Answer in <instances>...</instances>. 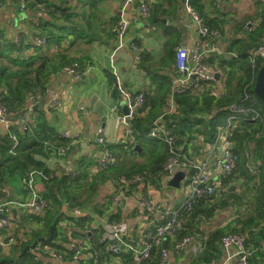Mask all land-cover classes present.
I'll return each mask as SVG.
<instances>
[{
  "label": "trees",
  "instance_id": "16d2710c",
  "mask_svg": "<svg viewBox=\"0 0 264 264\" xmlns=\"http://www.w3.org/2000/svg\"><path fill=\"white\" fill-rule=\"evenodd\" d=\"M8 1L10 4L20 3L21 8L24 4L22 9L26 7L24 0H0V6ZM178 1L185 3L186 0H162L172 7V13ZM38 3L44 4L52 18H64L66 21L70 19L68 7L63 6L68 0H61V4L51 0H33L29 3V8L34 13ZM189 3L202 15L209 29L212 31L218 29L222 34L225 33V20L222 25L211 23L202 14L198 0H189ZM160 5L151 4L150 14L147 16L148 20L155 24L162 23V18H170L168 12L158 9ZM247 21L245 24L237 25L229 38L230 42L225 54L231 55L230 59L225 58V54L218 55L217 52L207 59L213 67H216L215 61L218 59L217 67L224 71V93L215 96L211 93L214 82L196 80V83L186 90L187 92L176 96V110L171 113L165 111L175 75V68H172L176 56L174 46H178L177 41L168 39L166 54L157 58L159 62L156 63L157 69L150 70L146 64L148 60H152L149 54L139 56L137 67L150 72L152 91L144 92L145 104L142 113L132 120L134 143L128 145L126 141L106 144V149L113 157V162L107 169L91 174L89 167L94 160L81 158L72 173L64 172L57 175L55 171L49 170L45 158L53 151L52 145L56 149L59 146L67 147L68 143L56 126L52 125L45 112L26 113L23 119L28 120V126L24 131L20 129V120L11 121L6 132H2L0 128V190L9 188L14 183L21 182L25 185L28 174L34 169L53 175L45 180L48 191L44 195L51 199V208L43 215H29L38 221L39 229L32 230L31 236L18 244L21 245V252L26 246L37 242L42 235L49 236L52 228L54 238L48 245L51 249L61 252L65 250L69 240H78L75 236L81 234L83 229L85 231L86 228H93L98 233L103 232L102 225L97 226L96 216H106L108 222L120 221L119 214L112 210V205L109 202L103 203L97 198L101 186L108 181L116 188H124L127 194L141 189L146 191L149 184L160 186L170 148L163 139L149 136L157 118L162 116L167 129L175 135V145L180 153L186 152L189 156L201 155L204 146L215 139L218 127L226 123L231 104L237 103L256 109L261 115L253 121L245 119L241 114L236 119L238 125L231 131L229 139L238 154V163L232 173L222 177L220 190L224 193L217 192L211 197L202 198L196 201L190 210L183 207L182 224L177 233L154 244L151 258L142 259L138 264H161V250L164 247L168 248L169 241L175 238V247L184 236L198 235L196 232H199L202 219H212L219 209H232L228 206H235L236 203L244 205L237 210L236 219L226 226L213 227L208 235L204 232V249L190 264L219 262L224 252L220 240L226 234L245 235L246 246L251 251L250 264L264 263V157L262 154L264 102L254 93L256 77L264 64V57H256L254 62L251 57V51L261 43L264 35V16L251 30L246 28ZM3 33V28H0V38ZM40 35L45 36L48 41L61 38L60 32L44 31ZM208 39L209 44L213 45L215 36ZM21 48L19 42L0 41V104L13 116L18 115L28 106V98L34 92L45 97L51 76L59 70H64L66 66L75 62L81 69V62L77 60L70 62L63 52H58L56 57H52L44 52L45 49L36 48L34 54L26 57L20 52ZM14 51L17 53L14 54ZM202 60L204 62V58ZM252 115L253 113H250L249 116ZM13 134L16 135V140L12 138ZM135 143L139 144L141 151L130 153V148L136 145ZM138 156L141 158L138 159ZM125 158L129 160L121 163ZM250 166H258L259 174L253 175L249 170ZM135 175H140L142 182H133L132 178ZM235 176L246 180V193L237 194L235 190L229 192L227 185L235 179ZM123 180H129V183L125 184ZM12 198L18 200L15 194H9L3 200H12ZM77 212H80V215H75ZM64 222L67 224H63ZM94 250L100 255V261L110 259L109 256L105 257L102 254L101 245H94ZM3 255L0 256V264H53L46 258V253L40 255L28 251L22 257H19L18 252L11 256ZM70 256L69 253L66 254V261H71ZM113 258H120L124 263H136L132 252H123L121 257L113 256ZM87 263L94 264V261L90 258Z\"/></svg>",
  "mask_w": 264,
  "mask_h": 264
},
{
  "label": "crops",
  "instance_id": "0c3cea01",
  "mask_svg": "<svg viewBox=\"0 0 264 264\" xmlns=\"http://www.w3.org/2000/svg\"><path fill=\"white\" fill-rule=\"evenodd\" d=\"M31 1L33 0H24L26 2L25 9L21 8L20 3L10 4L9 1L5 5L0 6V28H3L4 31L0 41L14 42L17 38H20V45L22 46L20 52L27 57L35 53L34 49L36 47L33 46V40L36 35H40L41 32L43 34L44 31L60 32V40H50L44 52L52 57H56V53L58 52H63L70 59V62L76 60L81 62V69L85 70L87 74L80 80L75 79L68 72H63V69H61L50 78L47 93L45 97H41L40 99V101L42 99L46 100L43 112L47 114L52 125L56 126L62 137L64 131L69 136L67 138L64 137L68 143L65 155L62 157L58 155L61 146L55 149V146L52 145L54 149L45 158V161L49 170L55 171L58 175L64 172L72 173L75 171L77 163L81 158L92 159L94 163L91 164L92 166L89 169L91 174H95L93 167L97 157L104 149L102 145L95 142L98 129H104L107 144L120 143L126 133L125 125L118 119V115L123 113L121 106L123 99L118 97L119 95L112 90L110 58L114 47L118 44L117 36L111 31L112 26L120 18L127 19L130 24L125 43H134L139 48L136 52L129 45L125 47L134 56V61L130 66H128L124 58L119 57L118 60L114 58V62L117 64L123 80L128 88L134 92L140 91L144 93L145 91H152L150 88L152 81L150 72L137 67V61L141 54L147 53L152 57V60H148L146 63L150 70L157 69L155 68L158 67L156 63H159L157 58L166 54L168 39H174L177 41V45L190 48L194 47L201 36L197 31L194 19L186 10L185 3L180 1H178L176 9L172 13V7L168 3L162 2V0H147L150 6L151 4L152 6L161 4L158 9L162 12L166 11L169 14L170 18H162V23L156 24L148 20L147 17H141L138 0L129 5H126V0H68V3H63L64 7H68L67 12L70 14L68 21L64 18H52L43 3H38L35 6L36 12L34 13L29 8ZM51 1L61 4V0ZM198 1L202 14L207 17L209 22L222 25L225 20V33L222 34L218 29L213 30L216 32L215 39L213 40L214 44L212 45L214 50H211L204 58V63L206 62L213 67L207 59L216 52L218 55L226 53L230 42L229 38L237 25L245 24L249 19L256 18L258 22L261 21L262 16H264V0ZM176 47L174 46L175 52ZM16 53L17 51H14V54ZM224 56L227 59L232 57L229 54H225ZM215 63L216 67L213 68L219 74L217 79L224 83L225 74L222 69L217 67L219 63L218 59H216ZM174 68H176V56L172 69ZM55 96H58L62 100L61 106L56 110L49 109L48 102ZM30 103L31 101H28L26 108H29ZM80 105L87 107L88 114L80 111ZM30 111L34 110L31 109L28 112ZM23 118L18 120L21 121ZM19 124L21 126L20 122ZM9 126L10 123L7 124L6 121L0 120L2 132H6ZM134 140L135 137L128 140V145H132ZM136 145L139 144L137 143ZM134 147L135 145L130 148V153L141 151L140 146H138L134 152H131ZM137 158L140 159L141 157L138 156ZM128 160L125 158L121 163H126ZM181 172L184 173L182 182L188 175V171L178 168L175 174ZM171 179H162L160 186L149 184L146 191L141 189L126 199L118 200L115 197L124 188H116L113 183L108 181L101 186L97 198L103 203L109 202L112 205V210L116 211V214H119V220L127 227L126 239L135 243L140 241L146 228L154 227L159 222V211L161 208L183 207L189 194L188 187L187 191L180 190V182V186L175 188L169 184ZM123 181L125 184L129 183V180ZM227 187L229 192L234 190L237 194L247 192L246 180L239 176H235V179ZM37 188L40 193L46 195L48 189L45 181L38 180ZM5 189L8 193L4 198L9 194H15L18 200H25L30 194L27 186L21 184V182L14 183L11 187ZM143 193H148L153 203L158 206V211L155 213L149 212L140 205V197ZM243 206L237 205V203L235 206L229 205L228 207L232 209H219L214 218L202 219L199 232H196L198 235H195V240L183 251H179L174 247L175 238L169 241V258L166 264H190L196 255L203 251L205 234L208 235L211 229L217 225L226 226L228 223L234 221L237 217V210H240ZM9 212L10 217L16 223L14 227L15 232L28 233V236H31L32 230L39 229L38 221L29 217L32 214L26 213L24 209L13 207ZM75 215H80V212L75 213ZM106 222H108L106 216H96L97 226L102 225L103 227ZM63 224L67 223L64 222ZM84 233L83 229V232L81 231V234L78 233L75 238L81 240ZM41 237L48 238L49 236L42 235ZM20 249L21 245H15L9 252H5L0 248V256H4L3 254L11 256L17 252L21 255L24 250L21 252ZM48 249H51L48 244L38 242L36 248L29 250V252L40 255L46 253V258L51 261L47 255ZM235 252V246L228 248L223 252V257L219 261V264H236ZM20 255L19 257H21ZM43 258L46 259L45 257ZM109 258V260L102 261L98 259V262L100 261V264H125L117 258ZM89 259L90 257L87 256V259H82L77 263L66 262L65 264H88Z\"/></svg>",
  "mask_w": 264,
  "mask_h": 264
},
{
  "label": "built area",
  "instance_id": "2783aa9c",
  "mask_svg": "<svg viewBox=\"0 0 264 264\" xmlns=\"http://www.w3.org/2000/svg\"><path fill=\"white\" fill-rule=\"evenodd\" d=\"M135 0H126V5L133 3ZM140 3V1H139ZM139 5V4H138ZM24 4H22V8ZM185 7L191 17L194 19L197 31L201 38L194 45V47H187L178 45L176 47V68L175 75L171 85V94L168 98L166 113H171L176 110L175 98L179 94L187 92L186 90L193 84L192 75H196V80H203L206 82H214L211 93L215 96H220L225 91V84L216 78L217 71L203 62L211 50L214 47L209 44L207 38L215 36L216 32L209 29L205 24L202 15L189 3V0L185 1ZM139 14L141 17H147L150 14V3L142 0L139 5ZM129 21L125 18H120L113 26L112 31L118 38V44L116 49L113 50L111 55V71L113 75L112 90L125 100L129 113H120L118 119L125 125L126 133L125 137L121 142H126L134 138L132 120L141 115L142 108L145 104V95L143 92L131 91L126 85L122 78L121 72L114 62L116 59V51L126 46H131L133 51H138L139 48L134 43H125V38L129 30ZM258 21L248 20L246 28L251 30L255 28ZM20 38H17L14 42L20 43ZM49 44L48 39L43 35H36L33 40V46L39 49H45ZM264 57V35L261 43L251 51L252 62L255 61L256 57ZM117 60V59H116ZM63 72H68L75 79H83L87 72L79 68L77 63L66 66ZM248 97V96H247ZM41 96L39 93L34 92L30 95L29 110L32 106L39 103ZM62 100L55 96L48 102L49 109H58L61 106ZM80 111L88 114V109L85 105H80ZM253 113L252 116H249ZM241 114L245 119L253 121L260 112L250 107H244L237 103L231 104L229 107V114L225 124L218 127L216 131V137L209 142L205 151L201 155L189 156L186 152L180 153L176 148L175 141L176 137L169 131L164 123L162 116L157 118L151 131L150 137H159L163 139L170 148V155L164 164L163 180H169L174 175L178 168L185 169L188 171V197L183 205L187 210H190L194 203L202 198L213 196L220 190L222 177L232 173L238 163V154L234 151L232 143L230 142L229 136L231 131L237 127L238 122L236 119ZM10 115L6 108L0 104V118L2 121H6L7 124L11 120H6L5 117ZM27 119H22L21 130L24 131L27 128ZM64 137H68L69 134L64 131L62 133ZM12 138L16 140V135L13 134ZM95 142L102 145L105 149L107 141L104 134V129L99 128ZM68 147H61L59 149V155H64ZM101 151V154L97 157L95 165L93 167L94 172H98L107 169L113 162V157L107 149ZM264 157V148L262 150ZM249 170L253 175H258L260 170L258 166H250ZM53 177L52 174H46L42 170L34 169L25 180V185L29 190V196L25 200H3L0 199V248L9 252L15 245L26 241L29 236L28 233L22 234L14 231L16 225L15 220L10 217L9 211L13 207H20L27 210L32 215H43L45 214L52 205L50 198L44 196L37 188V181H45ZM133 182H142L140 175L134 176ZM136 191L131 194H127L125 189L121 190V193L115 197L118 199H126L132 196ZM140 205L145 210L155 213L158 211L156 206L148 193H143L140 197ZM182 207V208H183ZM182 208L181 207H167L161 208L159 211L160 219L159 222L150 228H146L142 234L140 241L132 243L126 239L127 227L122 221L113 220L106 222L103 226V232L98 233L93 228H86L85 233L81 240H69L66 243L64 251H56L55 249H48V257L51 259L53 264H65L66 262L77 263L82 259H87V256L93 259L94 264H98L99 254L94 250V245H101L102 254L113 258V256H120L123 252H132L134 254V262L136 263H125V264H138L142 259H150L151 251L156 243L172 237L177 233L178 229L182 224ZM195 240V236L187 235L184 236L180 241L175 244V248L179 251L185 250V248ZM220 245L224 249V252L232 247H236L235 261L237 264H250L249 258L251 251L246 246V236L243 234H226L220 240ZM94 253H93V252ZM69 253L71 261H66V254ZM169 258V249L164 247L161 250V264H166ZM119 261H122L120 258ZM123 262V261H122ZM124 263V262H123ZM220 262H213L209 264H219Z\"/></svg>",
  "mask_w": 264,
  "mask_h": 264
},
{
  "label": "water",
  "instance_id": "95a60500",
  "mask_svg": "<svg viewBox=\"0 0 264 264\" xmlns=\"http://www.w3.org/2000/svg\"><path fill=\"white\" fill-rule=\"evenodd\" d=\"M136 21H138V20H136ZM114 49H116V47ZM119 57L124 58L128 64V66H130L134 61L133 54L128 52V50L126 48H121V49H118L116 51V59L118 60ZM218 77H219V74L216 73V78H218ZM192 78H193V82L195 84L196 83V75H192ZM254 93L256 94V96L258 98H260L264 102V64L261 66V68L258 71L256 81H255V85H254ZM28 101H30V98H28ZM45 103H46V100L42 99L39 103L32 106V110L43 112ZM121 106H122L123 113L128 114L129 111H128L125 100L121 101ZM28 111H29L28 108L23 109L18 115H14V116L8 115L7 117H5V119L11 120V121L12 120L16 121L20 118H23ZM0 120H1V118H0ZM138 146L139 145H135V147L131 150V152H134L138 148ZM183 178H184L183 172L177 173L169 181V184L175 188H178L180 186V182ZM7 193H8L7 190L1 189L0 190V199H3ZM53 238H54V229L52 228L48 238H45V237L39 238L37 242L27 246L20 256L22 257L29 250L35 249L38 242L43 243V244H49V243L53 242Z\"/></svg>",
  "mask_w": 264,
  "mask_h": 264
},
{
  "label": "rangeland",
  "instance_id": "374dc122",
  "mask_svg": "<svg viewBox=\"0 0 264 264\" xmlns=\"http://www.w3.org/2000/svg\"><path fill=\"white\" fill-rule=\"evenodd\" d=\"M141 1H142V0H140V3H141ZM145 1H147V0H145ZM140 3H139V5H140ZM139 5H138V8H139ZM115 47H116V46H115ZM115 47H114V48H115ZM133 178H134V177H133ZM133 178H132V179H133ZM188 180H189V176L187 175V176L185 177V179L181 182V186L179 187L180 190H182V191H183V190L187 191ZM233 185H234V184H233ZM218 192L220 193L221 190H219ZM223 193H224V192H221V194H223ZM21 209H24V208H21ZM24 210H25V212L27 213V210H26V209H24ZM221 217H222V216H221ZM218 218L220 219V217H218ZM222 219H223V217H222ZM235 263H236V262H235ZM236 264H237V263H236Z\"/></svg>",
  "mask_w": 264,
  "mask_h": 264
}]
</instances>
